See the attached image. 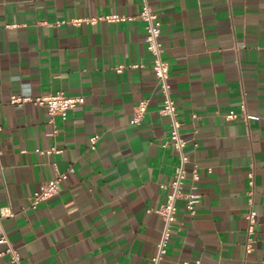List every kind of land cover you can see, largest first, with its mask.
I'll use <instances>...</instances> for the list:
<instances>
[{
	"label": "crops",
	"instance_id": "crops-1",
	"mask_svg": "<svg viewBox=\"0 0 264 264\" xmlns=\"http://www.w3.org/2000/svg\"><path fill=\"white\" fill-rule=\"evenodd\" d=\"M149 2L187 140L186 187L194 165L200 175L197 214L178 202L162 264H264V0ZM141 10V0H0V214L22 264H152L169 192L160 185L180 158ZM111 14L128 19L72 22ZM58 91L85 96L66 120L10 103ZM52 147L60 151H37ZM70 166L59 193L32 208L41 184ZM251 190L258 217L247 253ZM7 248L0 264H12Z\"/></svg>",
	"mask_w": 264,
	"mask_h": 264
},
{
	"label": "built area",
	"instance_id": "built-area-1",
	"mask_svg": "<svg viewBox=\"0 0 264 264\" xmlns=\"http://www.w3.org/2000/svg\"><path fill=\"white\" fill-rule=\"evenodd\" d=\"M142 10L140 13L141 19L145 22L146 29V44L147 49L153 56V72L157 79L158 85L161 88L163 100L160 106V113L166 116L170 121V141L177 150L180 158L179 165L175 169V175L173 180L168 184H161L160 187L169 189L167 200L162 204L156 211L163 217V228L161 231V237L157 242L156 254L152 258V264H162V261L167 252L168 242L172 234V228L177 222L178 218V202L184 200L186 208L190 215L194 216L197 214L196 203L200 198V193L197 191V182L200 179L198 172V166L194 165L192 169V184L186 187V180L188 174V165L190 164V158L186 153L187 140L182 134L183 122L178 117L176 101L172 94V87L169 82L170 68L169 63L165 59L164 44L160 39L162 22L159 14L152 8L149 0H141ZM99 19L106 20L108 22H120L128 19L126 16H120L118 14H111L100 18L89 17V18H77L72 20L76 25H80L84 22H96ZM140 66V64L135 65ZM117 71L121 72L123 66H118ZM34 103L39 106L46 108L48 113L49 123H54L56 117H61L66 120L69 112L85 103V96L83 95H67L63 91H58L54 94L42 95L38 97L27 96L22 94H12L10 96V103L17 106H23L26 103ZM245 110V105H243ZM147 111V102L143 101L136 107V112L133 118L130 120L131 124H138L144 117ZM237 113L231 111L226 117L228 119L235 118ZM1 129V127H0ZM57 130L53 131L56 134ZM99 139V135L95 134L92 137V148L96 147V143ZM39 153L50 154L52 152H59L55 147L47 150L37 149ZM211 171V168H209ZM74 172L73 166H70L66 171L58 172L55 177L43 182L38 190H36L31 198L30 206L36 208L41 202L48 200L56 196L62 185V182L68 177L69 173ZM251 181L250 184L254 185L253 173H250ZM249 195V210L246 213L247 220V240L245 249L247 253L254 251L256 243L255 231L258 213L254 208V191L248 192ZM3 214H0V243L7 244L6 250L9 253L10 261L12 264H22V258L20 253L12 247L8 235L6 234L2 219ZM182 264H190L188 261L182 262ZM195 264H203L201 259H197Z\"/></svg>",
	"mask_w": 264,
	"mask_h": 264
}]
</instances>
